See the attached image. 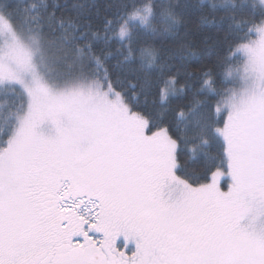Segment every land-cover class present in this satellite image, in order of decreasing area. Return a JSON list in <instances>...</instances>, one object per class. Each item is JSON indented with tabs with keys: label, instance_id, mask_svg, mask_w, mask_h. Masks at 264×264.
<instances>
[{
	"label": "snow or ice",
	"instance_id": "1",
	"mask_svg": "<svg viewBox=\"0 0 264 264\" xmlns=\"http://www.w3.org/2000/svg\"><path fill=\"white\" fill-rule=\"evenodd\" d=\"M0 264H264V0H0Z\"/></svg>",
	"mask_w": 264,
	"mask_h": 264
}]
</instances>
